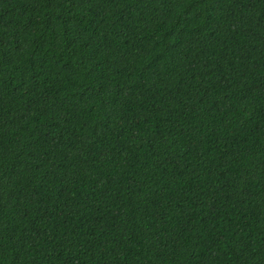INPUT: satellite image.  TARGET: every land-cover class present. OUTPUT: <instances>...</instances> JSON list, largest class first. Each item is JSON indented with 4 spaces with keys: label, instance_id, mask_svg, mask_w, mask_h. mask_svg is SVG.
<instances>
[{
    "label": "trees",
    "instance_id": "1",
    "mask_svg": "<svg viewBox=\"0 0 264 264\" xmlns=\"http://www.w3.org/2000/svg\"><path fill=\"white\" fill-rule=\"evenodd\" d=\"M0 264H264V0H0Z\"/></svg>",
    "mask_w": 264,
    "mask_h": 264
}]
</instances>
